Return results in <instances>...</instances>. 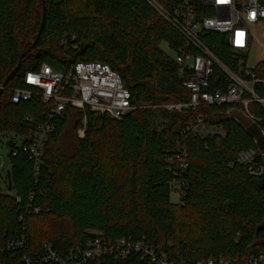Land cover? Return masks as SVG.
Returning <instances> with one entry per match:
<instances>
[{
	"label": "trees",
	"instance_id": "1",
	"mask_svg": "<svg viewBox=\"0 0 264 264\" xmlns=\"http://www.w3.org/2000/svg\"><path fill=\"white\" fill-rule=\"evenodd\" d=\"M154 1L164 8L180 2ZM45 4L38 38L42 0H0V90L25 54L0 97V130L20 138V144H9L12 190L8 171L6 189L0 184V264H26V257L42 255L44 244L68 258L97 236L112 243L143 240L175 264L219 258L245 262L264 255V176L252 177L237 161L241 152L264 150V110L252 104L258 121L250 124L228 116L231 106L202 107L198 112L226 136L194 137L186 130L195 112L163 108L190 100L184 87L189 76L180 73L171 55L183 48L181 35L149 0H45ZM65 38H75L68 51L62 46ZM206 41L227 65H232L233 56L248 58L234 52L224 35L208 33ZM78 62L111 66L131 93L133 109L117 120L89 107L67 106L54 120L55 132L36 178L34 163L19 145L45 122L54 103L45 104L34 95L13 104V91L25 89V73L43 64L63 70ZM260 65L258 77L264 79V63ZM256 91L264 97V86L256 85ZM71 122L76 140L72 152H67L62 139ZM84 128L85 137L80 138L78 132ZM179 145L188 150L183 177L188 189L181 202H173L176 178L167 170L166 157ZM29 206L39 213H28ZM23 237V248L6 250L8 241ZM86 264L147 262L133 254Z\"/></svg>",
	"mask_w": 264,
	"mask_h": 264
},
{
	"label": "built area",
	"instance_id": "2",
	"mask_svg": "<svg viewBox=\"0 0 264 264\" xmlns=\"http://www.w3.org/2000/svg\"><path fill=\"white\" fill-rule=\"evenodd\" d=\"M149 3L171 24L183 39V48L178 50L175 59L182 75L189 77L184 87L190 91L187 103L168 104L163 108L171 113L190 109L196 113L187 132L200 139L226 136V132L208 122V117L198 112L202 107L231 106L228 116L238 120L232 114L236 112L250 124L258 119L251 112L250 106L258 104L264 110V97L258 95L256 85L264 86L262 66H248V58L233 56L232 65L225 64L206 41L208 33L226 36L234 52L247 54L251 48L250 26L264 21V2L261 0H180L170 8H164L154 0ZM254 14V15H253ZM243 33V43H237V34ZM69 40L65 38L62 46L68 51ZM165 51L169 46L165 45ZM76 49V46L73 45ZM25 89L13 91L12 103L31 99L34 95L42 97L45 104L54 103L45 122L33 134L24 138L19 151L34 163L35 176L38 178L45 158V146L55 132L54 120L62 116L67 106L84 110L89 107L93 112L109 115L121 120L129 114L131 93L125 88L120 75L111 66L100 62H78L65 69H56L43 64L37 71H28L24 75ZM166 122V121H164ZM86 124V120H84ZM80 138L85 137V128L79 130ZM237 161L245 166L254 178L264 176V150L241 152ZM167 170L176 178L172 189L178 201L186 194L188 184L183 181L188 168V150L179 145L166 157ZM33 197H31L32 199ZM17 204L22 199L16 197ZM39 209L27 207L28 213H39ZM23 215L20 221L23 222ZM25 238L8 241L6 250L23 248ZM139 255L147 264H175L166 254L159 253L147 242L133 239H121L114 243L97 236L87 241L68 258L60 256L53 248L43 245V253L33 259L25 258L26 264H86L89 260L107 257L126 259L130 255ZM196 264H264V255L251 257L245 262L239 258H219L199 261Z\"/></svg>",
	"mask_w": 264,
	"mask_h": 264
},
{
	"label": "rangeland",
	"instance_id": "3",
	"mask_svg": "<svg viewBox=\"0 0 264 264\" xmlns=\"http://www.w3.org/2000/svg\"><path fill=\"white\" fill-rule=\"evenodd\" d=\"M251 33V48L248 52V66L250 68H254L256 65L264 63V21L260 22L258 25L250 26ZM165 49V47L163 46ZM172 56H176V54H171ZM234 117H238V119L244 123H248V121L243 117L239 116L238 113L233 112ZM78 136L79 132H78ZM74 140H76L74 124L71 122L64 134L62 139V147L65 151L72 152L73 145L75 144ZM16 142L20 144V138L15 137V135L2 132L0 130V184L6 189L7 180H6V172L10 168L9 162V153H10V142ZM70 152V153H71ZM171 200L173 202L178 201V196L173 193L171 195Z\"/></svg>",
	"mask_w": 264,
	"mask_h": 264
},
{
	"label": "water",
	"instance_id": "4",
	"mask_svg": "<svg viewBox=\"0 0 264 264\" xmlns=\"http://www.w3.org/2000/svg\"><path fill=\"white\" fill-rule=\"evenodd\" d=\"M42 2H43V22H42L41 31H40V33H39L38 38H39L40 35H41L42 29H43V27H44V23H45V17H46V4H45V0H42ZM38 38H37L35 44L38 42ZM24 56H25V54L21 56V60H20V63H19V65H18V67L13 71V73H12V74L6 79V81L4 82V84H3V86H2V88H1V90H0V97L2 96V94L4 93V91L7 89V86H8V84H9V82L11 81V79H12V78L15 76V74L20 70L21 65H22V59L24 58ZM7 174H8V177H9V190H12V183H11V179H10L11 172L8 171ZM263 184H264V182H263Z\"/></svg>",
	"mask_w": 264,
	"mask_h": 264
},
{
	"label": "snow or ice",
	"instance_id": "5",
	"mask_svg": "<svg viewBox=\"0 0 264 264\" xmlns=\"http://www.w3.org/2000/svg\"><path fill=\"white\" fill-rule=\"evenodd\" d=\"M253 15H254V14H253ZM237 37H238V39H237V43L242 44V43H243V40H242L243 33H238V34H237Z\"/></svg>",
	"mask_w": 264,
	"mask_h": 264
}]
</instances>
